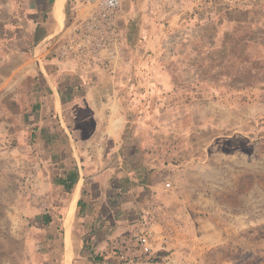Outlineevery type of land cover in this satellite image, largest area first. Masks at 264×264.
<instances>
[{
  "label": "crops",
  "instance_id": "1",
  "mask_svg": "<svg viewBox=\"0 0 264 264\" xmlns=\"http://www.w3.org/2000/svg\"><path fill=\"white\" fill-rule=\"evenodd\" d=\"M128 1L120 20L123 61L88 72L60 54L85 0H0V206L7 182L13 214L0 249L21 252L23 264H157L147 257L125 261L115 251L117 241L136 234L144 221L166 257L185 240L176 225L192 213L183 211L176 187L188 182L185 192H195L184 178L199 174L192 165L178 169V150L169 152L160 140L164 122L140 113L134 118L132 101L137 92L180 95V66L191 68L198 45L212 44L206 29L197 31L205 26L187 21L169 28L150 13L133 38L127 20L144 0ZM145 1L147 11L151 2L167 6L166 0ZM256 7L264 10V2ZM243 18L224 22L217 46L236 56L250 32L248 46L264 55V23L249 28Z\"/></svg>",
  "mask_w": 264,
  "mask_h": 264
},
{
  "label": "rangeland",
  "instance_id": "2",
  "mask_svg": "<svg viewBox=\"0 0 264 264\" xmlns=\"http://www.w3.org/2000/svg\"><path fill=\"white\" fill-rule=\"evenodd\" d=\"M261 2L166 0L165 8L163 1H156L147 11L144 0L127 20L133 38L138 36L139 25L152 18L148 13L156 14L169 28L193 21L205 26L197 31L206 29L207 44H212L198 45L191 68L180 66V95L148 97L137 92L133 96L134 118L140 113L148 121H163L166 127L160 140L169 152L178 150V169L192 165L199 174L184 178L190 179L197 192H185L188 182L176 187L183 211L192 213L181 216L176 225L185 240L173 258L162 250L143 257L154 263L170 264L172 259L173 264H264V55L254 54L253 46H248L250 32H245V48L236 56L222 54L217 46L224 35L222 25L237 15L244 16L249 28L264 23V10L256 7ZM129 3L125 0L124 7ZM208 19L213 20L211 27ZM152 51L156 56L155 47ZM165 67L168 73H177L176 66ZM135 71L140 72L139 67ZM8 184L4 208L0 206V238H7L13 228L7 224V218L13 217L7 208ZM10 243L5 242L7 248ZM25 260L21 252L0 249V264Z\"/></svg>",
  "mask_w": 264,
  "mask_h": 264
},
{
  "label": "built area",
  "instance_id": "3",
  "mask_svg": "<svg viewBox=\"0 0 264 264\" xmlns=\"http://www.w3.org/2000/svg\"><path fill=\"white\" fill-rule=\"evenodd\" d=\"M86 10L72 20L61 48V58L95 71L97 68L110 69L114 63H121L125 57L121 34L123 0H85ZM166 182L165 188L171 189ZM155 231L150 222H143L142 228L134 235L116 243L115 251L125 261L139 260L157 250Z\"/></svg>",
  "mask_w": 264,
  "mask_h": 264
}]
</instances>
